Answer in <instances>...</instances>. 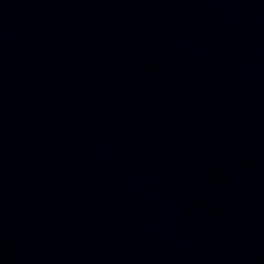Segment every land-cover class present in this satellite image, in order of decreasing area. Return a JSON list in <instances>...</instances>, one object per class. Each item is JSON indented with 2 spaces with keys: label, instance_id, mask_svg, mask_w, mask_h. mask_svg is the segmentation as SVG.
Wrapping results in <instances>:
<instances>
[{
  "label": "water",
  "instance_id": "1",
  "mask_svg": "<svg viewBox=\"0 0 264 264\" xmlns=\"http://www.w3.org/2000/svg\"><path fill=\"white\" fill-rule=\"evenodd\" d=\"M0 264H264V0H0Z\"/></svg>",
  "mask_w": 264,
  "mask_h": 264
}]
</instances>
